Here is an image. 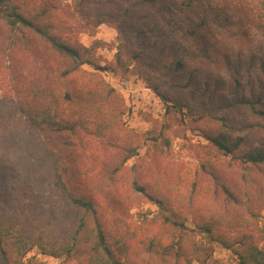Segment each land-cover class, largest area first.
Instances as JSON below:
<instances>
[{"label": "trees", "instance_id": "trees-1", "mask_svg": "<svg viewBox=\"0 0 264 264\" xmlns=\"http://www.w3.org/2000/svg\"><path fill=\"white\" fill-rule=\"evenodd\" d=\"M66 6L0 0V264H37L27 256L34 248L75 264H221L211 245L196 240V230L230 249L234 264H264V227L249 221L263 201H252L244 187L240 194L232 178L264 169V142L231 123L233 111L264 118V57L258 56L264 0H79L80 24L91 35L128 12L139 34L163 26L160 34L181 40L171 60L145 56L122 40L106 64L97 55L99 41L86 45L75 37L77 15ZM198 47L222 56L227 78L187 70L186 52ZM257 64V86L239 95L240 69L251 76ZM103 71L137 73L168 116L180 113L181 122L200 128L214 124H206L208 143L200 146V179L212 186L210 199L197 175L187 194L177 189L182 177L165 161L174 142L169 119L143 132L128 128L125 100ZM229 82L235 91L224 89ZM178 90L187 94L177 96ZM84 134L100 139V147L88 146ZM126 183L160 208L154 222L174 229L170 241L101 216L96 196H117ZM177 206H187L195 228ZM245 225L256 232H228Z\"/></svg>", "mask_w": 264, "mask_h": 264}, {"label": "rangeland", "instance_id": "rangeland-1", "mask_svg": "<svg viewBox=\"0 0 264 264\" xmlns=\"http://www.w3.org/2000/svg\"><path fill=\"white\" fill-rule=\"evenodd\" d=\"M78 1L79 0H61V3L62 5H67L66 7L68 9L72 11L74 10L77 15ZM102 8L105 9L104 7ZM138 9L141 11L140 8ZM105 10L107 11V9ZM110 11L114 13L113 15H116L115 13H120L119 15L121 16L123 13L120 9H111ZM128 14L129 13L126 12L125 15H123V17H126L124 22L123 17L122 20H119L117 16H114V18H111L109 21L102 23L93 35L85 30V27L80 24L83 21V16L78 14L76 16L77 21L76 19L73 20L80 27L76 32L75 37L86 45H92L96 41L101 43V46L97 49V55L100 58L101 64H106L114 58L122 40L126 42L127 47L136 49L145 56L156 55L158 59L167 57L169 60L174 58L172 52H174L178 44L181 43L179 37L173 33L160 34L161 31H165L163 26L158 27L159 32L157 33H148L147 35L139 34L136 32V27L134 26L135 13ZM154 20L155 18L151 17V21ZM144 25L148 26L149 24L144 23ZM246 48L248 49V47ZM227 52H230V50H227ZM186 56L191 61V68L187 70L195 71L196 74L199 75L216 74L219 76H225V78L228 77V71L222 65V56L214 54L211 51L205 52L199 47L196 48V50L188 48ZM258 56L264 57V53L260 51ZM258 67L259 65L257 64V67L251 76H249L246 68L242 67L240 69L238 77L241 80V85L238 87L236 93H239V95L249 93L251 89L257 86L259 79ZM84 68L87 70H93L89 65H84ZM102 75L117 88L125 100L126 111L123 119L128 128L143 132L153 126L154 120L162 122L169 119L172 125L171 135L173 136L174 142L170 153L165 157V161L169 164L168 168L172 173H180L182 182L177 186V189H179L182 194H187L191 188L192 179L196 178V175L199 179L202 176L200 162L202 159L203 148L200 146L208 143L203 129L206 127V124L210 127H214V124H200V128L198 126H193L191 123L181 122L180 113L168 116L166 114L165 102L137 73H132L128 77H124L110 71H103ZM3 77L4 75L2 74L0 78ZM261 77L262 76H260V78ZM224 89H229L230 92L235 91L231 82H229ZM221 91L222 90H220V93H222ZM1 94L2 90L0 88V96ZM175 94L177 96H183L186 95L187 92L184 90H178ZM231 123L235 125L238 132L249 133V137L252 141H255L256 143L264 142V118L233 111L231 114ZM248 123H251V125L248 126ZM252 123L255 126H253ZM83 136L85 141H87L88 146L92 145L100 147V139L87 134H84ZM140 153L141 155H144L146 149L142 148ZM137 160V158L131 159L129 165L136 163ZM232 178L239 183L240 194L244 187L248 195L243 193V196H249L252 201H256L257 199L263 201L262 205H260L257 210L256 216L251 218L247 215L245 216L249 218V221L252 220L264 227V169L253 171L249 175L246 172L239 170ZM202 183L207 185L205 187V194L208 199H210L212 196V186H208L206 181H203ZM96 200L98 202L100 214L106 221H111L114 218L123 219L127 224V228L139 231L142 236L143 233L149 231L150 234H157L162 237L165 242L170 241L174 235V229L172 227H166L159 222H154L156 216L159 215L160 208L149 201L145 196L133 192L130 185L127 183L120 189L119 195H110L108 199H105L101 195H97ZM176 208L187 216L188 228H195L193 216L190 214L187 206H177ZM249 225L254 226L252 223ZM251 229L252 227L247 225L236 226L228 228V232L233 235L250 231L256 232ZM192 233L196 240L208 243L214 248V256L221 264L235 263V255L230 249L223 247L220 243L209 242L205 234L201 231L196 230V232ZM139 249L140 246H138L137 250ZM27 256L32 257V261L37 264H75L73 261H67L63 256L56 257L43 254L37 248L30 251Z\"/></svg>", "mask_w": 264, "mask_h": 264}]
</instances>
